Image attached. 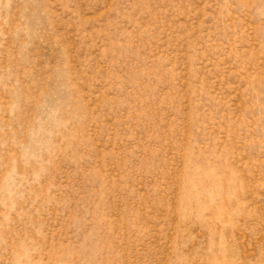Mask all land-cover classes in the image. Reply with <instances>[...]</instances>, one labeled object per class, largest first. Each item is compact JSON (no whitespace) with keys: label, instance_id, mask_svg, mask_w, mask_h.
Instances as JSON below:
<instances>
[{"label":"rangeland","instance_id":"obj_1","mask_svg":"<svg viewBox=\"0 0 264 264\" xmlns=\"http://www.w3.org/2000/svg\"><path fill=\"white\" fill-rule=\"evenodd\" d=\"M0 264H264V0H0Z\"/></svg>","mask_w":264,"mask_h":264}]
</instances>
